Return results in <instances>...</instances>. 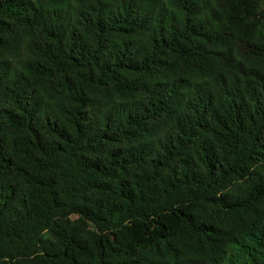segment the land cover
<instances>
[{
  "label": "trees",
  "instance_id": "1",
  "mask_svg": "<svg viewBox=\"0 0 264 264\" xmlns=\"http://www.w3.org/2000/svg\"><path fill=\"white\" fill-rule=\"evenodd\" d=\"M0 264H264V0H0Z\"/></svg>",
  "mask_w": 264,
  "mask_h": 264
}]
</instances>
